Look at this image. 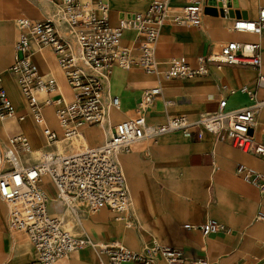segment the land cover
Wrapping results in <instances>:
<instances>
[{
	"label": "crops",
	"instance_id": "0c3cea01",
	"mask_svg": "<svg viewBox=\"0 0 264 264\" xmlns=\"http://www.w3.org/2000/svg\"><path fill=\"white\" fill-rule=\"evenodd\" d=\"M57 0H0V78L16 114L0 119V144L7 143L16 132L25 134L33 150L44 147L40 125L34 121L27 102L9 71L14 58V42L18 35L16 18L42 19L50 16ZM203 5L198 26H183L166 20L160 27L155 44V58L166 68L173 57L184 56L195 62L199 56L217 53L230 40L257 42L261 63L258 68L209 61L210 71L202 75L163 77L146 73L140 67L123 69L115 65L109 75L104 103L118 96L117 108L107 106L108 121L134 116L142 90L159 85L161 94L147 107L146 120L162 123L167 116L184 114L196 120L218 108L225 99V108L250 104L247 91L264 98V88L256 81L264 73V31L253 33L232 27L238 17L256 19L264 0H200ZM109 22L116 25L122 15L144 11L151 0H107ZM188 0H170V12L177 11ZM56 9V6H55ZM121 44L137 50L136 30L126 28ZM31 58L42 74L52 75L64 97L71 96L56 56L49 46L33 44ZM46 110L47 123L60 134L55 115ZM23 114V118H18ZM131 116V117H132ZM107 122L81 128L80 138L89 145L102 143L107 135ZM256 140L264 138V105L255 108V123L250 129ZM85 140V141H84ZM59 143H57L58 148ZM59 149V148H58ZM36 159L35 155H32ZM130 201L132 222L107 208L90 211L80 205V222L65 216V208L53 199L54 190L42 187L49 194L48 210L64 218L76 234L85 233L98 243L118 241L131 250H141L153 240L177 246L191 258L205 257L209 264H264V220L256 219L264 210V190L235 174L237 164L250 166L264 174V157H253L227 139H219L207 130L197 136L193 126L146 135L137 140L128 152L119 154ZM46 184L50 183L43 177ZM7 207L0 202V264H29L34 258L32 245L24 231L7 224ZM213 218L223 228L203 234L185 228ZM107 262L91 246H84L53 264H98ZM122 264H142L125 261ZM154 264H165L156 258Z\"/></svg>",
	"mask_w": 264,
	"mask_h": 264
},
{
	"label": "built area",
	"instance_id": "2783aa9c",
	"mask_svg": "<svg viewBox=\"0 0 264 264\" xmlns=\"http://www.w3.org/2000/svg\"><path fill=\"white\" fill-rule=\"evenodd\" d=\"M221 2L224 0H220ZM54 17L16 18L18 35L14 42V58L9 71L27 102L35 122L40 125L45 143L33 150L22 132L9 137L7 146L0 148V200L7 207V224L24 231L32 245L35 258L29 264H53L72 252L91 246L107 257L98 264H122L125 261L154 264L162 258L165 264H209L205 257L191 258L177 246L153 240L141 250H131L118 241L98 243L85 233L76 234L63 217L48 210L49 194L42 187L43 177L54 190L53 199L70 212L71 219L80 222V205L90 211L107 208L131 224V201L122 172L119 154L128 152L133 144L146 135L196 128L227 139L253 157H264V138L256 140L250 132L255 123V108L264 105L255 92L247 91L250 104L225 108L220 99L215 111L196 120L184 114L167 116L159 124H150L145 111L161 87L153 85L142 90L134 116L111 123L107 106L117 108L118 96L104 103L105 87L115 65L123 69L140 67L146 73L163 77L202 75L210 71L209 61L258 68L261 63L257 42L230 40L217 53L199 56L195 62L184 56L173 57L166 68L157 63L154 50L161 25L170 20L183 26H198L203 5L200 0H188L177 11L170 12V0H151L144 11L124 14L116 25L109 22L107 0H57ZM232 27L236 30L260 33L264 31V6L259 7L256 19L238 17ZM126 28L136 30L137 50L121 44ZM49 46L54 52L70 97L59 91L56 79L39 72L31 58L33 44ZM257 84L264 88V73H258ZM55 115L60 134L46 120V110ZM16 114L0 78V119ZM18 118H23V114ZM107 122V135L98 145L80 142L81 128ZM77 139L78 146L62 152L57 143ZM36 153V159L32 153ZM235 174L264 190V174L250 166L237 164ZM256 219L264 220V210ZM185 228L203 234L220 231L223 226L213 218L198 224L186 223Z\"/></svg>",
	"mask_w": 264,
	"mask_h": 264
},
{
	"label": "rangeland",
	"instance_id": "374dc122",
	"mask_svg": "<svg viewBox=\"0 0 264 264\" xmlns=\"http://www.w3.org/2000/svg\"><path fill=\"white\" fill-rule=\"evenodd\" d=\"M53 5V10L50 12V16L54 17L55 15V12H56V9H55V5ZM133 114L130 113L127 117H131ZM77 139H72L69 143L63 139L60 140L59 142V145H58V148L62 151V152H70V151H73L77 148L78 146V141H76ZM80 142H83L82 139L80 138ZM7 146V143H4V144H0V148H5ZM32 155H35V157H37L36 153H32ZM43 185H46L49 190L51 191V185L50 183L46 184V182H43ZM1 203H3L5 205V202L0 200ZM85 206V205H84ZM65 216L69 217L70 218V212L65 209Z\"/></svg>",
	"mask_w": 264,
	"mask_h": 264
},
{
	"label": "bare ground",
	"instance_id": "6f19581e",
	"mask_svg": "<svg viewBox=\"0 0 264 264\" xmlns=\"http://www.w3.org/2000/svg\"><path fill=\"white\" fill-rule=\"evenodd\" d=\"M107 118H109V116H108V113H107ZM82 139H84V138H82ZM85 141V140H84ZM30 144V143H29ZM45 177V176H44Z\"/></svg>",
	"mask_w": 264,
	"mask_h": 264
}]
</instances>
